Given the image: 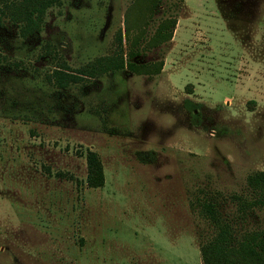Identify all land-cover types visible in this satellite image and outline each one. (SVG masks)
Wrapping results in <instances>:
<instances>
[{"label": "rangeland", "instance_id": "obj_1", "mask_svg": "<svg viewBox=\"0 0 264 264\" xmlns=\"http://www.w3.org/2000/svg\"><path fill=\"white\" fill-rule=\"evenodd\" d=\"M140 2L63 0L27 38L0 15V264H202L208 201L237 238L264 231L248 185L264 173V0H163L152 18ZM167 17L171 40L148 49ZM129 47L156 70L78 73Z\"/></svg>", "mask_w": 264, "mask_h": 264}, {"label": "trees", "instance_id": "obj_2", "mask_svg": "<svg viewBox=\"0 0 264 264\" xmlns=\"http://www.w3.org/2000/svg\"><path fill=\"white\" fill-rule=\"evenodd\" d=\"M63 0H0V15L7 16L12 22L19 26V35L22 38L38 33L43 24V18L47 10L53 6H60ZM139 12L144 18H152L163 0H140ZM176 26V18L167 17L161 19L153 35L145 41V37L140 33L133 46L144 43L148 49L158 47L171 40ZM126 38L129 39V28H126ZM117 41L122 45L121 32ZM137 51L129 47L125 54L127 60L123 59V54L118 58L97 59L88 63L78 73L82 76L95 78L110 71L128 69L132 73L152 74L156 69L147 65H136L130 60ZM54 81L60 88L68 84L76 83L80 80L73 74H65L60 71L54 72ZM87 177L86 182L89 188H100L104 183V174L101 161L98 155L88 151L86 153ZM248 185L252 189L264 194V173L259 172L248 178ZM250 205L245 203V209ZM201 213L216 227L215 235L200 247L202 264H264V231L254 234H244L237 238L234 234L233 225L224 221L218 214L217 207L213 202H204L201 205Z\"/></svg>", "mask_w": 264, "mask_h": 264}]
</instances>
